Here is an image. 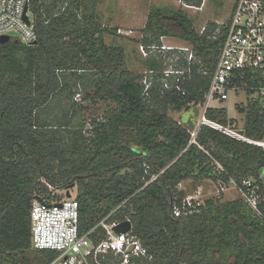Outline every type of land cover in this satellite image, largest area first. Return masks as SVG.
Wrapping results in <instances>:
<instances>
[{
    "label": "trees",
    "instance_id": "1",
    "mask_svg": "<svg viewBox=\"0 0 264 264\" xmlns=\"http://www.w3.org/2000/svg\"><path fill=\"white\" fill-rule=\"evenodd\" d=\"M102 1L31 0L36 44H0V253L11 264H20L14 253L24 264L51 262L54 252L31 246L30 210L35 199H60L49 189L76 188L79 234H88L120 207L109 222L130 221L152 256L149 264H219L214 255L227 251H234L233 264H264V150L221 128L234 124L224 108L206 110L194 143L193 129L170 116L204 102L222 37L199 34L181 9L152 7L140 41L181 40L197 62L181 85L183 95L154 82L145 96L141 74L126 66L125 50L105 42L106 36L127 38L102 25L97 12ZM147 67L157 72L161 66L149 59ZM78 86L93 90L85 98L107 100L113 107L89 121L88 137L81 129L79 139L73 136L66 146L58 133L68 121L45 127L36 114L55 94ZM74 105L70 117L77 112ZM236 110L244 116L245 137L262 141L259 104L247 101ZM153 175L156 180L146 185ZM249 178L259 186L260 215L241 199L221 203L220 198L206 199L188 216L173 215V206L204 180L218 185ZM185 183L189 186L180 188ZM30 250L34 260L28 261Z\"/></svg>",
    "mask_w": 264,
    "mask_h": 264
},
{
    "label": "built area",
    "instance_id": "2",
    "mask_svg": "<svg viewBox=\"0 0 264 264\" xmlns=\"http://www.w3.org/2000/svg\"><path fill=\"white\" fill-rule=\"evenodd\" d=\"M30 3L31 0H0V36H7L10 31H17L22 35L26 45L36 42L34 19L29 17V14L32 15ZM178 4L187 10L197 11L200 8L184 0H180ZM25 8V16L29 24L24 20ZM207 24L198 30L199 34L207 31L210 38L221 36L222 43L209 75V87L204 102L196 106L199 108L200 118H204L207 109H215L210 105L211 102H225L231 95L238 97L243 94L245 104L247 101L258 103L260 109L264 110V0H236L226 22H211L212 27L209 28ZM117 34L127 36L119 33V30ZM140 37L142 38L141 35ZM164 38L166 37L160 38L159 44L142 42L139 44L142 57L151 58L156 51L165 59L166 56L172 58V65L160 68L157 72L147 70L142 76L140 84L143 86L145 96L148 95L154 82L160 83L164 90H176L183 95L184 90L181 85L189 79L191 67L197 62L191 47L165 46L160 44ZM153 57L156 58L155 55ZM241 104L243 103L238 105ZM198 128L199 125L190 132V143H194ZM221 128L237 134L239 131L235 129L234 124ZM221 133L236 139L224 132ZM240 136L243 140H236L259 146L264 150V139L252 141L244 134ZM216 167L222 170L217 164ZM156 178L157 175L151 176L146 185ZM261 181L264 186V180ZM218 186L222 192L232 189L252 212L260 215L259 205L262 198L255 180L243 179L240 184L230 180L227 184L219 182ZM196 199L197 196H193L192 193L186 196L180 206H173V215L184 217L196 212L204 204ZM119 208L103 218L88 234L81 236L78 230L76 196L65 195L64 199L49 201L35 199L30 210L31 246L36 251L46 250L56 254L48 264H149L152 256L133 232L132 224L125 233L114 231L118 224L129 220L109 222Z\"/></svg>",
    "mask_w": 264,
    "mask_h": 264
},
{
    "label": "rangeland",
    "instance_id": "3",
    "mask_svg": "<svg viewBox=\"0 0 264 264\" xmlns=\"http://www.w3.org/2000/svg\"><path fill=\"white\" fill-rule=\"evenodd\" d=\"M180 0H103L98 9V15L100 17L103 26L111 29L119 30V33L124 35L129 34L127 39L123 37L106 36L105 42L108 45L120 46L125 50V63L130 71L136 72L144 76L146 71L149 70L147 67V61L149 59H155L160 64V68H167L172 65L171 56H166L156 53L152 54L155 57L145 58L139 49L140 44V30L145 26L147 17L152 7L168 8V9H181L183 10L193 21L196 30H201L202 27L207 23L211 22H226L232 12V8L236 0H202L199 10H187L183 8L179 3ZM183 1V0H182ZM30 19H34L29 14ZM7 36L11 37L10 42L17 41L23 45L24 40L22 35L17 31H10ZM130 38V39H129ZM135 39L136 41H132ZM160 44L170 47H190L187 43L166 37L160 41ZM168 55V54H167ZM160 71V69H159ZM148 73V72H147ZM159 74V73H158ZM71 92V93H70ZM93 90L90 87H71L70 90L65 92H59L55 94L53 100L48 104V108L39 110L36 114V121L42 123L45 127L49 125L59 126V122L69 123L66 130H61L59 136H61L62 142L68 146L71 143L72 137L75 136L79 139L77 133L80 130L83 131V136L88 137V123L93 117H101L109 109L113 107V104L107 100H93L85 98V95L91 97ZM245 97L240 94L238 97L231 95L229 99L222 103L211 102L212 107L224 108L227 113L229 120L234 122L235 128L240 130L244 127V116L239 114L236 110V106L240 103L245 105ZM72 102L75 104L74 109L77 111L70 117V107ZM104 112V113H103ZM64 113L68 114L67 118H63ZM170 116L186 125L189 130L196 129L200 120V111L198 107H191L188 111H182L181 113L170 112ZM83 127V128H82ZM80 143V142H79ZM78 143V144H79ZM83 145L81 146V150ZM88 150L90 147L87 148ZM260 179L264 180V171L260 174ZM189 186L185 183L180 188ZM190 188V187H188ZM60 199H64L65 195L69 194L71 197L76 196V188L65 190H53ZM51 193V194H52ZM193 196H197V201L204 203L206 199H217L220 198L221 203H226L232 200H238L239 196L232 189H227L224 192L219 190V186L210 180H204L195 190L192 191ZM53 195V194H52ZM234 251H227L223 256L220 254L214 255L215 259L219 264H233L235 262ZM15 259L20 264H24L22 255L14 253ZM27 260H34L32 250L26 253ZM14 257V256H13ZM11 259L7 254L0 253V264H11Z\"/></svg>",
    "mask_w": 264,
    "mask_h": 264
},
{
    "label": "water",
    "instance_id": "4",
    "mask_svg": "<svg viewBox=\"0 0 264 264\" xmlns=\"http://www.w3.org/2000/svg\"><path fill=\"white\" fill-rule=\"evenodd\" d=\"M25 13H26V8L24 9V20L28 23V20H27V17L25 16ZM8 41H10V38L9 36H0V44H4V43H7ZM17 43V41H15ZM36 42L32 43V45H35ZM238 134L239 135H243L244 134V131L243 130H239L238 131ZM70 196L69 194H67V197ZM130 226H131V223L129 221H124V222H121L120 224H118L115 228H114V231L116 233H125L127 232L129 229H130Z\"/></svg>",
    "mask_w": 264,
    "mask_h": 264
},
{
    "label": "bare ground",
    "instance_id": "5",
    "mask_svg": "<svg viewBox=\"0 0 264 264\" xmlns=\"http://www.w3.org/2000/svg\"><path fill=\"white\" fill-rule=\"evenodd\" d=\"M201 120H202V118H200V120H199V124H198V125H200Z\"/></svg>",
    "mask_w": 264,
    "mask_h": 264
},
{
    "label": "crops",
    "instance_id": "6",
    "mask_svg": "<svg viewBox=\"0 0 264 264\" xmlns=\"http://www.w3.org/2000/svg\"><path fill=\"white\" fill-rule=\"evenodd\" d=\"M214 108H217V107H214Z\"/></svg>",
    "mask_w": 264,
    "mask_h": 264
}]
</instances>
